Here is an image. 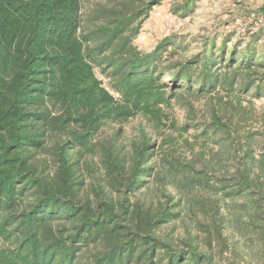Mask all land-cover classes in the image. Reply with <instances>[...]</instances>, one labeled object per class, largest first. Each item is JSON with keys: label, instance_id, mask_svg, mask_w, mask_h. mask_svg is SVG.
Instances as JSON below:
<instances>
[{"label": "trees", "instance_id": "1", "mask_svg": "<svg viewBox=\"0 0 264 264\" xmlns=\"http://www.w3.org/2000/svg\"><path fill=\"white\" fill-rule=\"evenodd\" d=\"M163 1L0 0V264H264V28L141 50Z\"/></svg>", "mask_w": 264, "mask_h": 264}, {"label": "rangeland", "instance_id": "2", "mask_svg": "<svg viewBox=\"0 0 264 264\" xmlns=\"http://www.w3.org/2000/svg\"><path fill=\"white\" fill-rule=\"evenodd\" d=\"M107 0H82L84 12L93 9L97 3H103ZM182 0H164L162 4L155 6L150 16L144 21L139 35L135 39V44L144 51L152 49L155 44L163 37L168 35H177L186 42L185 52L190 55L201 49L202 38L204 35H217L222 39L225 35H232L233 41L246 38L243 36V29L239 25L237 19L243 22L251 17L252 13H263L264 0H198L194 10L187 16L182 17L176 15L173 9ZM263 15V14H261ZM264 16V15H263ZM262 43H264V31L262 32ZM205 99L193 100L195 108L194 112L200 116L199 109L204 108ZM255 109L253 111L255 117L264 114V98L255 101ZM188 106L184 99L176 98L172 100L171 105L166 106L167 114L166 124L164 127L170 126L175 121L177 126L183 125L185 122V114ZM195 114V113H194ZM166 128V133L159 136L160 141L163 136H173V145L168 144L167 148L177 147V152L186 158H190L192 153L188 145L184 142L185 138L190 137L194 140L197 131L190 128L184 135L174 131L172 128ZM169 146V147H168ZM196 145V149H199ZM183 232L182 227L179 228ZM223 264H226L223 262Z\"/></svg>", "mask_w": 264, "mask_h": 264}, {"label": "built area", "instance_id": "3", "mask_svg": "<svg viewBox=\"0 0 264 264\" xmlns=\"http://www.w3.org/2000/svg\"><path fill=\"white\" fill-rule=\"evenodd\" d=\"M239 25L245 30L255 31L260 28H264V16L261 14L253 13L247 22H243L241 19H237Z\"/></svg>", "mask_w": 264, "mask_h": 264}]
</instances>
